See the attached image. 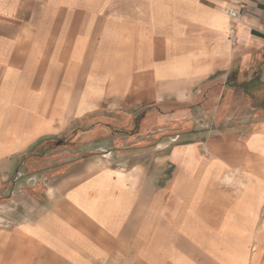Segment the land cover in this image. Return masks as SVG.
<instances>
[{"label": "rangeland", "instance_id": "374dc122", "mask_svg": "<svg viewBox=\"0 0 264 264\" xmlns=\"http://www.w3.org/2000/svg\"><path fill=\"white\" fill-rule=\"evenodd\" d=\"M24 20L0 16V254L12 253L13 264H264V140L247 122L264 117L217 121V103L193 95L203 84L197 59L174 69L118 65L117 51L94 49L101 33L77 34L76 50L48 51L38 41L43 47L55 35L38 32L31 43L15 34ZM163 102L168 111L155 107ZM30 103L41 113L31 123ZM7 132L15 143L3 151ZM109 167L125 170L135 187L150 186L143 201L153 208L130 242L75 258L68 242L53 241L60 188L80 180L65 178L69 172ZM39 218L49 234L41 252Z\"/></svg>", "mask_w": 264, "mask_h": 264}, {"label": "crops", "instance_id": "0c3cea01", "mask_svg": "<svg viewBox=\"0 0 264 264\" xmlns=\"http://www.w3.org/2000/svg\"><path fill=\"white\" fill-rule=\"evenodd\" d=\"M228 2L0 0V16L24 18L15 34H27L25 37L31 43L35 39L33 35L38 32L55 35L56 38L45 41L43 47L42 41H38L39 48L48 51L76 50L79 48L75 43L77 34L101 33L102 37L94 49L117 51L118 65H126L130 60L128 64L166 63L167 67L174 69L178 65L183 68L194 65L193 60L197 59L198 64L204 65L203 69L197 70L202 75L203 84L194 90L193 95L199 99L205 96L208 101L217 103L214 109L217 121L223 114H229V117L246 114L254 121L257 117H264V0H245L241 5L234 41L229 39L228 19L223 12ZM91 39L87 43H91L92 49V41L96 38ZM68 42L71 45H66ZM48 55L50 57L52 53H46V57ZM53 55L57 58V54ZM54 64L58 63L54 61ZM207 104L202 103V106ZM247 122L252 129L251 136L264 140V130H259V127H264V121ZM169 155L167 152L163 157L169 158ZM241 161L247 163L244 157ZM125 174L123 169L117 172L110 167L67 173L65 178L78 177L80 180L70 188H60L62 200L55 204V218L59 222L52 224L53 241L68 242L64 248L75 258L92 256L94 247H100L103 253L108 252L110 249L106 247L112 241L130 242L134 227L142 224L143 213L153 205L143 201V195L148 194L150 186H143L141 182L135 187V180L126 178ZM41 221L39 218V252L45 250L49 235L44 228L46 219L43 225ZM22 225L27 226V223ZM126 226L131 227L127 234L113 230ZM20 230L19 234L25 237L28 229ZM117 235L123 237H112ZM25 251L18 256L24 259ZM11 255L8 250L7 253L2 252L0 264L19 262Z\"/></svg>", "mask_w": 264, "mask_h": 264}, {"label": "built area", "instance_id": "2783aa9c", "mask_svg": "<svg viewBox=\"0 0 264 264\" xmlns=\"http://www.w3.org/2000/svg\"><path fill=\"white\" fill-rule=\"evenodd\" d=\"M244 2L245 0H229L228 5L223 10L228 19V35L231 41H234L236 25L239 20L240 8Z\"/></svg>", "mask_w": 264, "mask_h": 264}, {"label": "bare ground", "instance_id": "6f19581e", "mask_svg": "<svg viewBox=\"0 0 264 264\" xmlns=\"http://www.w3.org/2000/svg\"><path fill=\"white\" fill-rule=\"evenodd\" d=\"M81 100V99H80ZM83 101V100H82ZM85 101V100H84ZM36 102V101H35ZM58 101H55L54 102V104L56 105V103H57ZM80 102V101H79ZM24 103V102H23ZM40 103V102H39ZM90 103V102H89ZM28 104V103H27ZM31 105H29V123H31V122H33V120L35 119V118H39V114H41L40 112H36V111H34V110H32L31 111V108H33L34 109V107L38 104V103H30ZM78 104V103H77ZM84 104V103H83ZM39 105V104H38ZM37 105V106H38ZM80 106V105H79ZM81 107V106H80ZM85 107V106H84ZM38 108V107H37ZM60 108V107H59ZM41 109V108H40ZM58 115V114H57ZM56 116V115H55ZM60 117V116H59ZM47 118V117H46ZM50 118V117H49ZM40 119H43L42 117L40 118ZM50 120V119H49ZM15 121V119H13L12 120V122L13 123H15L14 122ZM41 121V120H40ZM51 121V120H50ZM61 124V123H60ZM45 127V126H44ZM43 127V128H44ZM43 130V129H42ZM41 130V131H42ZM56 131V130H55ZM26 136V135H25ZM4 138H5V142H6V145L7 146H5L4 147V149H3V151H6V150H8V149H10L12 146H14V143H15V138L12 136V134H10L9 132H7L6 133V135L4 136Z\"/></svg>", "mask_w": 264, "mask_h": 264}, {"label": "trees", "instance_id": "16d2710c", "mask_svg": "<svg viewBox=\"0 0 264 264\" xmlns=\"http://www.w3.org/2000/svg\"><path fill=\"white\" fill-rule=\"evenodd\" d=\"M215 98H217V97H215ZM190 104H192V103H186V104L184 103V104H180L179 106H185V105H190ZM167 105L168 104L166 102H163V103L156 104L155 107L159 108L160 111H168V109H160L161 106L166 107ZM149 109H150V107H145V108H142V109L138 110L137 113H140V114L144 115L146 110H149Z\"/></svg>", "mask_w": 264, "mask_h": 264}]
</instances>
